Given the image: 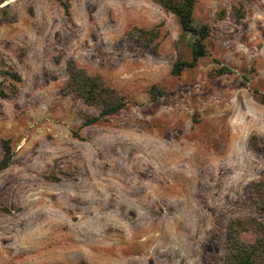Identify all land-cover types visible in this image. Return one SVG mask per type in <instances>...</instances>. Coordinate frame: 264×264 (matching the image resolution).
<instances>
[{"label":"rangeland","instance_id":"1","mask_svg":"<svg viewBox=\"0 0 264 264\" xmlns=\"http://www.w3.org/2000/svg\"><path fill=\"white\" fill-rule=\"evenodd\" d=\"M0 3V65L21 76L0 97V157L3 139L13 151L0 264L222 262L230 221L264 219L250 197L264 178V0H196L207 53L180 75L170 69L192 36L152 0ZM141 28L159 31L154 48ZM69 59L128 106L82 126L98 110L66 92Z\"/></svg>","mask_w":264,"mask_h":264},{"label":"trees","instance_id":"2","mask_svg":"<svg viewBox=\"0 0 264 264\" xmlns=\"http://www.w3.org/2000/svg\"><path fill=\"white\" fill-rule=\"evenodd\" d=\"M3 0H0L2 2ZM165 11L173 13L181 28L180 39L184 40L186 34H191V41H185L190 49V57L186 58L184 51L177 49V55L170 69V74L180 75L185 69L194 68L199 60L206 55V39L209 36V26L202 24L197 26L194 22V9L196 0H152ZM6 6V5H5ZM5 6L0 7V12ZM159 31L155 28H141L136 34V40L143 42L146 46L154 48L159 38ZM68 79L65 85L66 92L75 93L82 100L98 110L96 115H86L82 119V126L105 121L109 116L119 114L124 110L129 100L116 88L106 83L100 75L89 73L84 67L78 65L74 59L66 63ZM230 72L227 66H221L215 70V74ZM0 97L8 98L18 92L16 82L21 81L20 74L11 68L0 65ZM152 100L163 94L162 88L152 85L150 88ZM264 97V96H263ZM194 115V119H195ZM196 121V119H195ZM255 139V137H252ZM256 143H253L255 147ZM2 155L0 157V170L6 168L13 157V151L8 139L1 140ZM250 197L256 209L264 212V178L257 179L251 183ZM252 232L251 240L244 239L241 234ZM227 253L218 264H264V219L258 216H246L232 219L227 230ZM52 264H62L54 262ZM79 264H89L81 259Z\"/></svg>","mask_w":264,"mask_h":264},{"label":"water","instance_id":"3","mask_svg":"<svg viewBox=\"0 0 264 264\" xmlns=\"http://www.w3.org/2000/svg\"><path fill=\"white\" fill-rule=\"evenodd\" d=\"M3 6L2 3H0V7Z\"/></svg>","mask_w":264,"mask_h":264},{"label":"bare ground","instance_id":"4","mask_svg":"<svg viewBox=\"0 0 264 264\" xmlns=\"http://www.w3.org/2000/svg\"><path fill=\"white\" fill-rule=\"evenodd\" d=\"M163 153V152H162ZM154 158V157H153Z\"/></svg>","mask_w":264,"mask_h":264}]
</instances>
